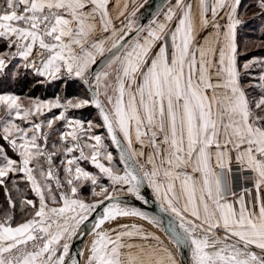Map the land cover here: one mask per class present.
<instances>
[{"label": "snow or ice", "instance_id": "obj_1", "mask_svg": "<svg viewBox=\"0 0 264 264\" xmlns=\"http://www.w3.org/2000/svg\"><path fill=\"white\" fill-rule=\"evenodd\" d=\"M147 3L0 0V264H264V0Z\"/></svg>", "mask_w": 264, "mask_h": 264}, {"label": "rangeland", "instance_id": "obj_2", "mask_svg": "<svg viewBox=\"0 0 264 264\" xmlns=\"http://www.w3.org/2000/svg\"><path fill=\"white\" fill-rule=\"evenodd\" d=\"M244 5H251L252 0H243ZM255 9H251L248 12L247 17L245 18V22H248V25L246 26L247 28L249 27H254L256 29V35L254 36H249L245 35L243 31H239L238 33V39L241 44L240 51L242 53H246L247 58H251L252 56H264V50H261L259 48V43L261 42L262 37H259L257 35L264 33V21L260 20L259 18H253L252 17V12H254ZM246 41H255L256 46H252L249 44L247 49L244 47V44ZM243 62V59L242 61ZM71 86H66L62 82H52L49 84L48 89L53 91H56L55 95L61 94V95H66V96H76V95H81L83 93V88L79 85L78 82H71ZM42 92V91H41ZM51 97H45V98H52ZM42 98V97H41ZM75 115L80 116L84 119H92L96 116V111L94 110L93 107H88L82 110H78ZM0 143H3V141H0Z\"/></svg>", "mask_w": 264, "mask_h": 264}, {"label": "water", "instance_id": "obj_3", "mask_svg": "<svg viewBox=\"0 0 264 264\" xmlns=\"http://www.w3.org/2000/svg\"><path fill=\"white\" fill-rule=\"evenodd\" d=\"M166 1L167 0H148V3L147 5H145V8L141 9V13H143L141 22L146 24L148 20L151 18V14L154 13L158 8L162 7ZM94 67H99V63L95 65ZM142 192L148 201L147 204H145L143 201L136 200L134 197H131V196L126 197V199L128 200V203L131 206L140 207L143 210L151 212V213H159V207H158L157 202L155 201V197L151 189L147 187V185H145V187L142 189ZM82 247H83V244L80 242L79 239H77L73 243L72 252L76 253Z\"/></svg>", "mask_w": 264, "mask_h": 264}, {"label": "trees", "instance_id": "obj_4", "mask_svg": "<svg viewBox=\"0 0 264 264\" xmlns=\"http://www.w3.org/2000/svg\"><path fill=\"white\" fill-rule=\"evenodd\" d=\"M247 25H248V22H245V26L241 27L239 29V31H243L245 35H249V36L254 35L255 36L256 32H257L256 29L254 27L247 28L246 27ZM257 36L264 38V33L259 34ZM33 84H35V82L32 81L31 79H29L28 85L24 87L23 92H21V93H27V92L31 91L32 95L39 96L42 98L55 96L56 91L52 92L51 90L48 89L49 84H51V83H46L44 85L35 84V86L32 87ZM66 86H71L70 81L67 82ZM17 91H20V90L17 89ZM2 203H3V194L0 193V204H2Z\"/></svg>", "mask_w": 264, "mask_h": 264}, {"label": "crops", "instance_id": "obj_5", "mask_svg": "<svg viewBox=\"0 0 264 264\" xmlns=\"http://www.w3.org/2000/svg\"><path fill=\"white\" fill-rule=\"evenodd\" d=\"M167 2H168V0L165 2V4L163 5V6H165L166 4H167ZM242 2H243V0H242ZM162 6V7H163ZM18 92V94H24V93H21L20 91H17ZM35 96V95H34ZM83 166H85L89 171H95V169L93 168V166L92 165H90V164H83ZM105 182H106V180H105ZM151 189V188H150ZM152 191V190H151ZM88 192H89V189L88 188H85L84 189V195H88Z\"/></svg>", "mask_w": 264, "mask_h": 264}]
</instances>
